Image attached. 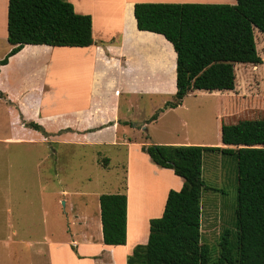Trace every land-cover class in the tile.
Returning <instances> with one entry per match:
<instances>
[{
  "label": "trees",
  "instance_id": "16d2710c",
  "mask_svg": "<svg viewBox=\"0 0 264 264\" xmlns=\"http://www.w3.org/2000/svg\"><path fill=\"white\" fill-rule=\"evenodd\" d=\"M134 15L140 31L162 35L177 54V91L162 110L179 107L196 91L232 92L237 65L264 63L255 38V31L264 35V0H236L234 5L136 3ZM7 31L12 49L0 60V72L25 45H95L92 16L77 13L67 0H9ZM170 49L174 52L171 45ZM0 98L15 106L1 91ZM20 117L26 128L51 135L42 125ZM221 144L142 147L155 165L173 170L184 184L169 192L162 217L150 221L148 243L136 246L127 264H264V119L223 124ZM207 152L232 156L238 174L235 233H223L216 259L202 243V200L209 190L203 179ZM99 200L104 244L124 246L127 196L102 194Z\"/></svg>",
  "mask_w": 264,
  "mask_h": 264
},
{
  "label": "crops",
  "instance_id": "0c3cea01",
  "mask_svg": "<svg viewBox=\"0 0 264 264\" xmlns=\"http://www.w3.org/2000/svg\"><path fill=\"white\" fill-rule=\"evenodd\" d=\"M67 1L73 4L77 13L92 16L95 45L87 48L25 45L9 59L7 65L1 67L0 90L15 106H10L1 98L0 106L12 114L13 126H17V131L15 137H0V226H4L3 232H0L3 235L0 242L15 241L11 236L6 241L7 235L4 233L11 216L17 217L21 224H32V217H29L30 201L22 205L15 200L13 208L7 202L23 176L32 177L38 175V172L42 176L43 173L37 166L29 170L12 167L7 163V145H44L52 140L60 145L70 143L92 147H126L129 148L125 165L127 187L123 193L127 196L126 244H104L100 200L98 211L94 214L78 213L73 216V223L82 227L83 237L80 240L73 237L66 242L49 244L54 251L68 250L70 264H127V258L134 248L148 243L150 221L162 217L169 192L181 190L184 184V180L176 176L173 170L155 165L142 151L145 144L136 142V136L130 139L126 132L120 131L126 122L121 118L122 100L129 109L132 96L165 93L161 88L149 86L150 80L162 74L164 56L160 48L144 43L143 33L150 32L138 29L134 15L135 4L234 5L236 0ZM8 3L9 0H0V60L12 49L7 31ZM71 54L79 55L78 61L70 60ZM175 56L177 58L176 52ZM73 72L74 75L80 74L76 75L75 82H71L68 77ZM174 83L175 88L170 92L173 95L177 91L176 61ZM186 99L178 108L169 110L184 107ZM20 114L26 121L42 125L51 135L44 137L26 128ZM68 129L71 131L58 135L60 131ZM184 142L187 145L208 146L206 143H189L187 139ZM106 161L110 163L108 158ZM59 194L66 196V190L63 189Z\"/></svg>",
  "mask_w": 264,
  "mask_h": 264
},
{
  "label": "rangeland",
  "instance_id": "374dc122",
  "mask_svg": "<svg viewBox=\"0 0 264 264\" xmlns=\"http://www.w3.org/2000/svg\"><path fill=\"white\" fill-rule=\"evenodd\" d=\"M143 34L144 43L160 48L164 56L162 74L150 80L149 86L161 88L165 93L132 96L129 109L122 100L121 118L126 122L120 131L126 132L130 139L136 136L137 143H168L163 145L173 146L187 145L184 144L187 139L189 143L221 147L223 124L264 119V63L258 66L237 65V85L232 92L196 91L187 96L184 107L175 111L162 110L174 97L170 92L175 88V54L161 36ZM255 38L258 53L264 60V35L255 31ZM78 56L71 54L69 59L77 60ZM76 75H68L71 82L77 80ZM155 115L157 118L154 120ZM12 120V114L0 106V137L16 136L17 126H13ZM6 147L7 163L12 167L29 170L37 166L43 173L42 176L39 172L32 177L23 176L13 188V196L7 204L11 203L13 208L15 200L22 205L30 201L32 224H21L14 216L9 218L10 222L4 228L6 241L10 239L8 236L15 241L0 242V264H70L68 250L54 251L50 244L66 242L73 237L80 240L82 227L73 223V216L97 212L101 194L125 193L129 148L60 145L52 140L44 145ZM203 179L209 190L202 200V243L211 248L213 259H216L223 233H235L238 196L235 159L228 155L205 153ZM63 189L66 196H59ZM0 227V232H3L4 226ZM2 237L0 233V239Z\"/></svg>",
  "mask_w": 264,
  "mask_h": 264
}]
</instances>
